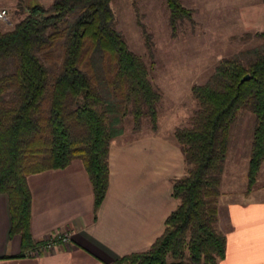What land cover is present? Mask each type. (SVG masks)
Here are the masks:
<instances>
[{
  "label": "trees",
  "instance_id": "trees-1",
  "mask_svg": "<svg viewBox=\"0 0 264 264\" xmlns=\"http://www.w3.org/2000/svg\"><path fill=\"white\" fill-rule=\"evenodd\" d=\"M111 0H54L49 10L28 6L12 29L0 32V194L8 197L11 235L31 247L27 177L81 160L94 210L109 182V148L121 119L148 118L155 128L160 95L142 59L115 29ZM264 2V0H263ZM171 25L191 20L181 0H165ZM258 48L222 59L192 88L198 109L173 137L185 164L172 181L178 205L162 235L144 252L114 264H218L226 238L217 230L219 181L230 130L240 111L254 117L248 191L264 161V32ZM55 48L57 66L45 61ZM248 76V80H241Z\"/></svg>",
  "mask_w": 264,
  "mask_h": 264
},
{
  "label": "crops",
  "instance_id": "crops-1",
  "mask_svg": "<svg viewBox=\"0 0 264 264\" xmlns=\"http://www.w3.org/2000/svg\"><path fill=\"white\" fill-rule=\"evenodd\" d=\"M108 162V188L96 210L81 160L27 177L31 247L11 235L8 197L0 194V264H114L147 251L178 205L172 181L184 176L183 155L176 141L161 135L114 138ZM252 190L243 200L218 203L217 230L226 238L218 264H264V199L257 195L261 189ZM62 232L70 235L68 245L56 240L54 250L29 253Z\"/></svg>",
  "mask_w": 264,
  "mask_h": 264
},
{
  "label": "rangeland",
  "instance_id": "rangeland-1",
  "mask_svg": "<svg viewBox=\"0 0 264 264\" xmlns=\"http://www.w3.org/2000/svg\"><path fill=\"white\" fill-rule=\"evenodd\" d=\"M53 2L0 0V9L8 13L7 21L0 22V32L12 29L28 6L40 4L49 10ZM181 4L191 11V20L171 25L165 0L110 1L115 29L145 63L149 80L160 95L156 127H152L149 117L136 123L127 114L119 124L121 134L115 137L119 141L161 135L175 142L174 131L190 127L198 109L192 88L204 84L222 59L262 45L255 34L264 32L263 0H181ZM60 60V50L55 48L45 63L52 68ZM253 125V115L240 111L231 127L217 212L220 200L221 204L243 200L252 189H261L257 195L264 199V161L250 191L245 182Z\"/></svg>",
  "mask_w": 264,
  "mask_h": 264
},
{
  "label": "built area",
  "instance_id": "built-area-1",
  "mask_svg": "<svg viewBox=\"0 0 264 264\" xmlns=\"http://www.w3.org/2000/svg\"><path fill=\"white\" fill-rule=\"evenodd\" d=\"M7 18H8L7 11L5 9H0V22H6ZM56 240L61 241L65 245H68L70 243V235L66 232H62L55 236H49L38 247L36 246L33 249H31L29 253L31 255H38L40 250H43L44 252L54 250V242Z\"/></svg>",
  "mask_w": 264,
  "mask_h": 264
},
{
  "label": "water",
  "instance_id": "water-1",
  "mask_svg": "<svg viewBox=\"0 0 264 264\" xmlns=\"http://www.w3.org/2000/svg\"><path fill=\"white\" fill-rule=\"evenodd\" d=\"M248 78H249L248 76H245V77L241 80V82L248 80Z\"/></svg>",
  "mask_w": 264,
  "mask_h": 264
}]
</instances>
